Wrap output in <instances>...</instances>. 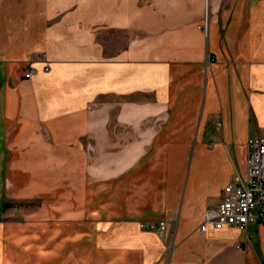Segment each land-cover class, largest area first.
I'll return each instance as SVG.
<instances>
[{"label":"crops","instance_id":"1","mask_svg":"<svg viewBox=\"0 0 264 264\" xmlns=\"http://www.w3.org/2000/svg\"><path fill=\"white\" fill-rule=\"evenodd\" d=\"M259 135L264 0H0V204L56 200L4 264H264V225L200 230Z\"/></svg>","mask_w":264,"mask_h":264},{"label":"built area","instance_id":"2","mask_svg":"<svg viewBox=\"0 0 264 264\" xmlns=\"http://www.w3.org/2000/svg\"><path fill=\"white\" fill-rule=\"evenodd\" d=\"M204 28H208V17ZM35 63H44L45 71L50 70L47 54H36L29 61L24 73L25 79L31 80L38 75ZM253 223L264 225V135L249 138L245 177L236 173L234 181L224 189L221 204L206 212L200 230L205 232L209 225L216 229L232 226L246 230ZM144 227L163 235L167 224L162 221L158 224H146Z\"/></svg>","mask_w":264,"mask_h":264},{"label":"rangeland","instance_id":"3","mask_svg":"<svg viewBox=\"0 0 264 264\" xmlns=\"http://www.w3.org/2000/svg\"><path fill=\"white\" fill-rule=\"evenodd\" d=\"M3 160V159H2ZM1 160V162H2ZM0 162V164H1ZM1 178L3 177L2 175L0 176ZM66 177L67 180H69V176H64ZM2 181V180H1ZM65 181V180H64ZM67 182V181H66ZM64 182L63 184V190H68L70 183L69 181L66 183ZM64 191V192H65ZM54 192V191H52ZM55 198L53 196V193L48 194L42 198H38V197H34L31 198L28 201H24V202H20V201H13V200H4L1 202L0 204V221H4V222H0L4 223V224H10V225H14L15 227V234H17L18 232H28L29 230H31L33 233L31 234V236L34 234V232L39 231L38 228H41V225L43 223L39 222L38 220H44L45 219V214H47V216L51 215L52 212H54V204L56 202ZM53 204V205H50ZM50 220H54L51 219L50 217L48 218ZM38 221V222H36ZM57 223L55 222H51V224L48 225H56ZM23 225L24 229H19L18 227ZM27 226H29L30 228H27ZM9 241V240H8ZM15 243H17L18 241L15 239L14 240ZM38 241V243H36ZM39 241H42V239L40 240L39 238H34L32 237L30 239V245L29 247H35V250H31L29 252V259L25 257L26 261L25 264H38V260H37V255L40 254L39 250L43 247V244H39ZM55 239L52 238H47L45 240V246H47V249L44 250L42 253L44 254H53L49 260H47V263H51L56 257L59 258V260H56L55 262L57 264H67V257H69V255H62L63 260L60 261V256H57V254L53 251L54 248H56V246L54 245ZM3 241H0V264H4V260L1 258L2 255H5V252L7 253V249L5 247V244L2 243ZM10 242V241H9ZM2 243V245H1ZM28 245V244H27ZM26 245H19V243L15 244V246H13L12 248L10 247L11 251H10V255L8 254V256H11V254L15 253V263L13 264H23L20 262L19 259L24 260V256H23V251L26 249L25 248ZM13 248H15L13 250ZM58 249V248H57ZM6 256V255H5ZM19 257V259H18ZM6 258V257H5ZM13 258V257H12ZM54 263V262H53Z\"/></svg>","mask_w":264,"mask_h":264}]
</instances>
